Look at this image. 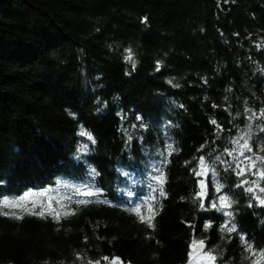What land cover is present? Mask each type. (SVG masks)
<instances>
[{"label": "trees", "instance_id": "obj_1", "mask_svg": "<svg viewBox=\"0 0 264 264\" xmlns=\"http://www.w3.org/2000/svg\"><path fill=\"white\" fill-rule=\"evenodd\" d=\"M261 111L264 0H0V200L32 194L0 206V264H194L201 240L216 264H264V206L236 187L253 176L217 164L216 193L193 171L246 131L264 155Z\"/></svg>", "mask_w": 264, "mask_h": 264}, {"label": "snow or ice", "instance_id": "obj_2", "mask_svg": "<svg viewBox=\"0 0 264 264\" xmlns=\"http://www.w3.org/2000/svg\"><path fill=\"white\" fill-rule=\"evenodd\" d=\"M129 55L126 57L127 60L133 62V67L135 66L134 58L132 56L131 50L129 49ZM256 114L253 113L252 116L249 117V119H252L255 117ZM259 118L264 119V111H261L259 114ZM139 119V118H138ZM213 125L216 124V121H211ZM143 127V125H141ZM222 130V129H221ZM260 131L264 132V128H260ZM82 136H86L91 143H95V139L92 136L90 132H88L85 129H81ZM129 140L132 139V136L129 135ZM252 136L250 131H246L243 133V135H240L236 138H233L231 140V144L233 147L231 149L225 148L224 153L230 157L231 159H224L222 156L217 155L215 159H209L206 160L204 156H201L199 158V165L202 166L205 171H197L196 169H193L195 175L198 177L201 175L207 176L209 173L211 174L212 183L215 188L216 193H221L222 189L225 187L222 183L219 181V172L217 170V164L222 165L224 167L225 171L232 170L238 177H244L247 174H251L252 176L256 177V179L248 180V179H242L240 183L236 185V187H244L247 185V187L244 188L245 191L252 193L254 196V199L258 202L260 206H264V197L261 195H257V191L259 193H264V186H261V181H264V155H257L253 152L252 148ZM203 148V146H202ZM173 146L171 144L167 145V154L170 155L172 151H174ZM80 153H86L89 151V145L87 143H84L80 146L79 150ZM246 153H252V155H246ZM163 155V153H162ZM156 171L159 173L158 175L154 176L153 179L157 182V184L160 186L159 191L161 195H164L162 185L164 183V175L160 168H157ZM90 175L92 177L98 176L99 173L96 171L95 168H92L90 170ZM200 184L202 186V190L200 192L196 193V199L200 200V207L204 208V202L203 197L207 195V192L205 189L204 181L201 180ZM65 187H68V185H64ZM73 188L76 189V192H80V187L76 185H72ZM85 188H88V191L85 193L88 196L96 195L97 193L90 190L88 185H84ZM32 194L26 193L24 196L18 197L15 200H9L7 197L3 198V200H0V206L4 207H21L20 202L27 200ZM40 196H45L46 193H39ZM131 195V193H129ZM49 199H51L49 197ZM70 199V198H69ZM154 199V197H153ZM90 201H78V203H89ZM59 203V201H58ZM234 201L227 195H219L216 200H213L211 202V207L216 208L219 211L224 212V215L227 217L225 224L221 226V231L227 232V233H233L237 232L236 224L233 221V213L231 211H225V209H231ZM251 206V204L249 205ZM33 207H35V204H33ZM25 211H28V209H24ZM133 211H139V206L132 209ZM7 215L8 213H2ZM31 214H39L44 215L45 213L42 211L40 213L32 212ZM12 215H15V213H12ZM67 215V213L65 214ZM22 218V217H17ZM56 218L59 219V215H56ZM210 225H205V228L209 227ZM241 241L245 243V247L247 250L252 251L253 246L251 244H248L245 242L243 235L240 237ZM194 244H196V241H193ZM199 245H203L204 241H199ZM191 256V253H189ZM255 255V253H253ZM203 257L206 259L208 264H212L217 257L212 255V250H209L207 252H203ZM260 257L264 259V251L260 253ZM104 260H107L108 258H103ZM91 264V262H89ZM96 264H100L99 261L96 262ZM113 264H115V261H113ZM191 264V261L189 262ZM253 264H260V260L257 259L253 261Z\"/></svg>", "mask_w": 264, "mask_h": 264}, {"label": "water", "instance_id": "obj_3", "mask_svg": "<svg viewBox=\"0 0 264 264\" xmlns=\"http://www.w3.org/2000/svg\"><path fill=\"white\" fill-rule=\"evenodd\" d=\"M194 256H193V260L195 261V264H208V262L206 261V259L203 257L201 259H198V255L203 254V252L207 251V244L204 242V244L201 246L199 245V243H196L194 248ZM212 264H216V261L212 262Z\"/></svg>", "mask_w": 264, "mask_h": 264}, {"label": "rangeland", "instance_id": "obj_4", "mask_svg": "<svg viewBox=\"0 0 264 264\" xmlns=\"http://www.w3.org/2000/svg\"><path fill=\"white\" fill-rule=\"evenodd\" d=\"M253 178H254V176H253ZM253 178H252V179H253ZM255 178H256V177H255ZM252 179H251V180H252ZM257 192H258V191H257ZM263 194H264V193H263ZM201 258H203V254L198 255V259H201ZM193 263L195 264V261H193Z\"/></svg>", "mask_w": 264, "mask_h": 264}, {"label": "bare ground", "instance_id": "obj_5", "mask_svg": "<svg viewBox=\"0 0 264 264\" xmlns=\"http://www.w3.org/2000/svg\"><path fill=\"white\" fill-rule=\"evenodd\" d=\"M241 232H243V234L245 235L246 234V231L244 230V229H242V231Z\"/></svg>", "mask_w": 264, "mask_h": 264}]
</instances>
